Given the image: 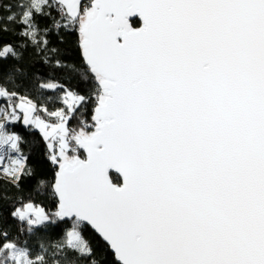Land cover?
Returning <instances> with one entry per match:
<instances>
[{
  "label": "snow or ice",
  "instance_id": "obj_1",
  "mask_svg": "<svg viewBox=\"0 0 264 264\" xmlns=\"http://www.w3.org/2000/svg\"><path fill=\"white\" fill-rule=\"evenodd\" d=\"M0 264H264V0H0Z\"/></svg>",
  "mask_w": 264,
  "mask_h": 264
},
{
  "label": "trees",
  "instance_id": "obj_2",
  "mask_svg": "<svg viewBox=\"0 0 264 264\" xmlns=\"http://www.w3.org/2000/svg\"><path fill=\"white\" fill-rule=\"evenodd\" d=\"M134 22H136V21L134 20ZM70 39H72V40L74 41V40L76 39V37L73 36V37H70ZM36 67H40V66L37 65ZM42 71L46 72L47 70H43V69H42ZM21 91L23 92V90H21ZM45 94H46V95H54V93H53L51 90L47 91ZM22 127H23L22 125H18V126H17V128H22Z\"/></svg>",
  "mask_w": 264,
  "mask_h": 264
},
{
  "label": "flooded vegetation",
  "instance_id": "obj_3",
  "mask_svg": "<svg viewBox=\"0 0 264 264\" xmlns=\"http://www.w3.org/2000/svg\"><path fill=\"white\" fill-rule=\"evenodd\" d=\"M133 23L135 24L134 20H133Z\"/></svg>",
  "mask_w": 264,
  "mask_h": 264
}]
</instances>
